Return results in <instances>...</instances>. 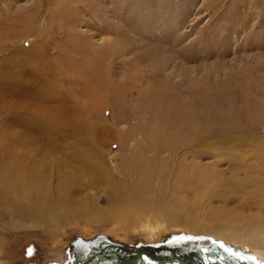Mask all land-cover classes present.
Segmentation results:
<instances>
[{
    "label": "rangeland",
    "instance_id": "rangeland-1",
    "mask_svg": "<svg viewBox=\"0 0 264 264\" xmlns=\"http://www.w3.org/2000/svg\"><path fill=\"white\" fill-rule=\"evenodd\" d=\"M190 128L193 149L148 144ZM263 163L264 0H0V264L97 234L264 244Z\"/></svg>",
    "mask_w": 264,
    "mask_h": 264
},
{
    "label": "flooded vegetation",
    "instance_id": "flooded-vegetation-1",
    "mask_svg": "<svg viewBox=\"0 0 264 264\" xmlns=\"http://www.w3.org/2000/svg\"><path fill=\"white\" fill-rule=\"evenodd\" d=\"M212 247L204 242L193 241V236L183 235L171 236L155 243L126 245L113 241L104 244H71L67 250L66 264H264L223 249L216 257L211 251ZM90 254H95L91 257L92 262L84 263L83 260Z\"/></svg>",
    "mask_w": 264,
    "mask_h": 264
},
{
    "label": "bare ground",
    "instance_id": "bare-ground-1",
    "mask_svg": "<svg viewBox=\"0 0 264 264\" xmlns=\"http://www.w3.org/2000/svg\"><path fill=\"white\" fill-rule=\"evenodd\" d=\"M160 89V88H159ZM150 90V89H149ZM185 91V90H184ZM164 94V93H163ZM170 94V93H169ZM168 95V94H167ZM143 96V95H142ZM167 96H165V98H166ZM169 97H171V96H169ZM173 97V96H172ZM174 98V97H173ZM145 100V99H144ZM161 100V99H160ZM164 108V107H163ZM173 109H175V108H173ZM192 110V111H191ZM189 112L190 113H192L190 116H192L193 117V109H191ZM159 111V110H158ZM170 111L172 112V109H170ZM185 112V111H184ZM201 116V115H200ZM174 121V125L175 126H179L183 121H181V120H173ZM174 125H173V127H174ZM183 126L181 125V127L180 128H182ZM190 127V126H189ZM185 129H186V127H185ZM204 129V128H203ZM192 128H190L188 131L190 132L189 134H186L187 136L185 137V136H181V135H175L177 138H174V141H172V140H170L169 139V136H168V134H162V139H159L158 140V138L155 136V140H152V141H150L148 144H149V146H150V148H152V149H155V150H159V153H157V156L159 155L160 156V153H163V151L167 154L166 156H168L169 154H171V151L170 150H172V151H179V148L181 147V149H180V151H183L184 149V145H188V149L187 150H189V149H193V143L191 142L192 140H193V133H192ZM197 130V129H196ZM157 134H158V132H156ZM184 133V132H183ZM152 134V133H151ZM177 134V133H176ZM149 135V134H148ZM174 135V134H173ZM173 135H170V136H173ZM151 136V135H150ZM161 136V135H160ZM145 137V136H144ZM174 137V136H173ZM191 142V143H190ZM147 144V143H146ZM160 145H163V146H165V147H167V148H169L170 150H169V152H166L165 150H164V147L163 146H160ZM154 154V153H153ZM192 156H193V154H192ZM156 157V156H155ZM168 157H171V156H168ZM241 163V162H240ZM239 163V164H240ZM239 164H236V166L238 167V165ZM264 164V163H263ZM181 165V164H180ZM241 165V164H240ZM6 166H7V164H6ZM165 167V166H164ZM182 167H186V166H182ZM261 167V166H260ZM3 168H5V167H3ZM159 168V167H158ZM187 168V167H186ZM185 168V170H183V171H180L178 174H177V179H183V175H185V174H187L189 171H190V169H186ZM262 168V167H261ZM183 169V168H182ZM181 169V170H182ZM258 169V168H257ZM262 172H264V167L262 168ZM159 171V170H158ZM2 173V172H1ZM153 173H155L154 175H157L156 176V178H159L160 177V173H157V172H153ZM162 173H164V171L162 172ZM147 175V174H146ZM145 175V176H146ZM215 174L214 173H203V174H201L200 175V178H198V182L197 183H199V182H203L204 180H206V179H209V180H211V184H212V188H214V189H217V188H220V187H226V188H230V186H228L230 183H229V180H223V181H216L215 182V178L213 179V178H210L209 176H214ZM189 176H191V175H189ZM0 177L1 178H5L4 176H2V174H0ZM149 177V176H148ZM20 178V179H19ZM150 178L151 179H153V177H151L150 176ZM188 178H190V177H188ZM16 179L19 181V183L18 184H21V182H22V180H24V179H27V176H26V174H23V175H18V173L16 174ZM184 179H186V178H184ZM40 181L41 180H34V179H32V178H30V179H28V184L29 185H35V184H37V187H39V184H40ZM187 181H189V180H187ZM186 181V182H187ZM239 181V180H238ZM238 181H237V183H238ZM152 183V182H155L154 181V179H153V181L151 180V181H147V183L149 184V183ZM162 182H163V180H162ZM196 182V181H195ZM215 182V184H214V186H213V183ZM240 182V181H239ZM231 183H233V182H231ZM236 183V186L238 185ZM155 185H160V182H158V184H157V182L156 183H154ZM206 184V183H205ZM208 184H209V182H208ZM211 184L210 185H208L207 186V188L208 187H210L211 188ZM243 184V183H242ZM153 186L152 188H155L156 186ZM147 186V185H146ZM149 186V185H148ZM157 186V187H158ZM239 186V185H238ZM241 186V185H240ZM162 187V186H161ZM180 187V186H179ZM184 187V186H183ZM42 188V186H40L38 189H41ZM206 188V189H207ZM148 190V189H147ZM146 190H144L143 192H145ZM209 191V190H208ZM146 192H149V191H146ZM22 193H24V191H19L18 193H16L17 195H20V194H22ZM171 193L173 194L174 193V190H171ZM38 194V193H37ZM139 202V201H138ZM155 205H157V204H155ZM176 205V204H175ZM144 206V205H143ZM159 206V205H158ZM126 207H127V213H128V216H126V218H125V220L126 221H128V220H131L132 218H133V214L135 215V213H132L133 211H132V209H131V204H129V202L126 204ZM113 208V207H112ZM158 208H160V207H158ZM139 209V208H138ZM140 210V209H139ZM166 210V209H165ZM164 210V211H165ZM146 211V210H145ZM150 211V210H149ZM161 211V210H160ZM163 211V210H162ZM162 211L159 213V214H161L160 216L161 217H166L167 216V214H165V213H162ZM167 211V210H166ZM173 210H171V212H172ZM171 212H170V214H171ZM106 213L107 212H103V211H97L96 210V212H92V213H90L89 215H87L86 213V217L88 218V219H90V220H92V221H94V222H96V221H98V219H102V218H104L105 217V215H106ZM174 213V212H173ZM176 216L178 215L177 213H174ZM221 215V214H220ZM219 215V216H220ZM227 215V214H226ZM219 216H218V218H219ZM167 217H169V216H167ZM171 218L172 217H174L175 218V216H170ZM222 217H224V215L223 216H221L220 218H222ZM225 217H227V216H225ZM224 217V218H225ZM168 219V218H167ZM170 220V219H169ZM231 220V219H230ZM172 221V220H171ZM258 221V220H257ZM260 223V222H259ZM192 224V223H191ZM195 224V223H194ZM255 224V223H254ZM253 224V225H254ZM230 225V224H229ZM256 225H258V224H256ZM256 225H254L255 227L253 228V229H255L257 226ZM203 227V226H202ZM260 227V226H259ZM235 228V227H234ZM261 228V227H260ZM245 229V228H244ZM259 229V228H258ZM228 230V229H227ZM224 232V231H223ZM231 235H233V237L234 238H232V240L231 241H233L231 244H232V246L233 247H235V248H237L238 250H239V254L241 255V253H243V255H241L242 257H244V258H251V259H253L254 261H256L257 263L258 262H260V263H264V244H261V243H259V244H257L258 242L255 240L254 241V232H256V230L255 231H253V230H246V232H244V234L243 235H241L240 237H237V234H235L234 232L235 231H228ZM237 232H239V231H237ZM218 233V232H217ZM219 233H221V232H219ZM218 233V234H219ZM225 233V232H224ZM223 233V234H224ZM257 236H258V234H257ZM96 237V236H95ZM228 237V236H227ZM97 238V237H96ZM230 238V237H229ZM231 239V238H230ZM230 244V243H229ZM230 244V245H231ZM255 244V245H254Z\"/></svg>",
    "mask_w": 264,
    "mask_h": 264
},
{
    "label": "water",
    "instance_id": "water-1",
    "mask_svg": "<svg viewBox=\"0 0 264 264\" xmlns=\"http://www.w3.org/2000/svg\"><path fill=\"white\" fill-rule=\"evenodd\" d=\"M97 237V238H96ZM96 237H92V238H83L81 236H76L71 242L70 245L72 244L73 246L75 245H85V244H104V243H109V242H113V240H111L109 237L103 235V234H97ZM193 241L199 242V243H206L209 244L212 247L211 251H213L217 255L220 253L221 249L223 250H227V251H234L237 255H239V250L233 246H231L230 244H227L225 242H222L221 240L215 239L213 237H206V236H193ZM78 243V244H75ZM243 254V253H241ZM95 255V254H90L88 255V257L85 258V260H83L84 263H88V262H92L91 261V257ZM239 259V261L241 260L239 257L237 258ZM116 264H121L119 262H117ZM259 264V263H258Z\"/></svg>",
    "mask_w": 264,
    "mask_h": 264
}]
</instances>
